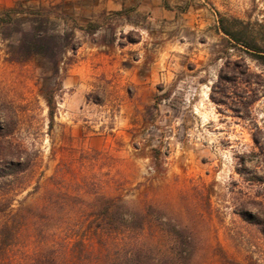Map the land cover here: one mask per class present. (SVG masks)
Listing matches in <instances>:
<instances>
[{
  "label": "rangeland",
  "instance_id": "374dc122",
  "mask_svg": "<svg viewBox=\"0 0 264 264\" xmlns=\"http://www.w3.org/2000/svg\"><path fill=\"white\" fill-rule=\"evenodd\" d=\"M259 50L264 0H0V264H264Z\"/></svg>",
  "mask_w": 264,
  "mask_h": 264
},
{
  "label": "trees",
  "instance_id": "16d2710c",
  "mask_svg": "<svg viewBox=\"0 0 264 264\" xmlns=\"http://www.w3.org/2000/svg\"><path fill=\"white\" fill-rule=\"evenodd\" d=\"M16 9H7L4 11V16H6L8 19H12V13L16 12ZM224 31H227L224 29ZM227 33V32H225ZM71 41L67 42L68 46L67 49L74 50L76 48L77 43L74 40V31H71ZM62 35L51 33V32H45V34H39L38 32L33 33V40L31 42V53H40L42 52L43 48L44 51L51 55L52 57L57 55V50L54 49L55 43L62 40ZM64 39V38H63ZM64 45V44H63ZM264 52V50H259ZM264 57V54H259ZM44 98L46 100L47 106H48V117H49V123L52 125L54 120V113H55V103H54V93L52 90H47L43 92Z\"/></svg>",
  "mask_w": 264,
  "mask_h": 264
}]
</instances>
